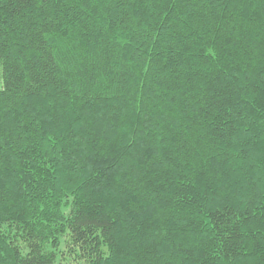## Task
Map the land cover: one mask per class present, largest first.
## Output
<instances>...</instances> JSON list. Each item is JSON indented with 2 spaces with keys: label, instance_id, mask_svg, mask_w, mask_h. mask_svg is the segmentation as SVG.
<instances>
[{
  "label": "trees",
  "instance_id": "16d2710c",
  "mask_svg": "<svg viewBox=\"0 0 264 264\" xmlns=\"http://www.w3.org/2000/svg\"><path fill=\"white\" fill-rule=\"evenodd\" d=\"M0 264H264V0H0Z\"/></svg>",
  "mask_w": 264,
  "mask_h": 264
}]
</instances>
